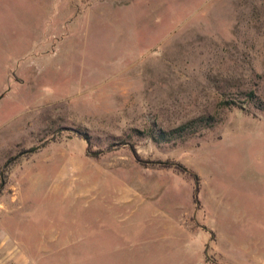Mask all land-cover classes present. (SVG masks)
I'll return each mask as SVG.
<instances>
[{"label": "rangeland", "instance_id": "1", "mask_svg": "<svg viewBox=\"0 0 264 264\" xmlns=\"http://www.w3.org/2000/svg\"><path fill=\"white\" fill-rule=\"evenodd\" d=\"M0 264H264V0H0Z\"/></svg>", "mask_w": 264, "mask_h": 264}, {"label": "trees", "instance_id": "2", "mask_svg": "<svg viewBox=\"0 0 264 264\" xmlns=\"http://www.w3.org/2000/svg\"><path fill=\"white\" fill-rule=\"evenodd\" d=\"M198 121H200L199 123H205V125H209L211 119H207V118H202L200 120L197 121H193L189 124L183 125L175 130H172L170 132H165V131H158L156 133H154L152 131V137L157 141V142H167V141H171L172 139L176 138V137H181L182 135L186 134L188 131H190V133L195 132L196 127L194 126Z\"/></svg>", "mask_w": 264, "mask_h": 264}]
</instances>
